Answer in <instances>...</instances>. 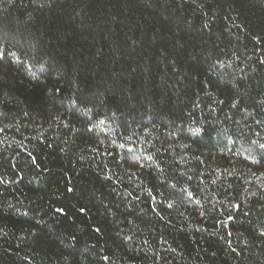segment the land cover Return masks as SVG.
<instances>
[{
    "label": "trees",
    "instance_id": "16d2710c",
    "mask_svg": "<svg viewBox=\"0 0 264 264\" xmlns=\"http://www.w3.org/2000/svg\"><path fill=\"white\" fill-rule=\"evenodd\" d=\"M0 264H264V0H0Z\"/></svg>",
    "mask_w": 264,
    "mask_h": 264
}]
</instances>
